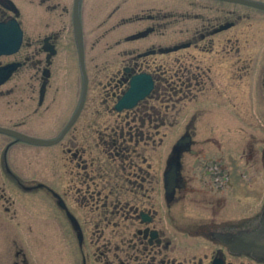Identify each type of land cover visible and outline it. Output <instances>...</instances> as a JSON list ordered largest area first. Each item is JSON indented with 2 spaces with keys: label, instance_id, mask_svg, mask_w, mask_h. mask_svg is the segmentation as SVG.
Segmentation results:
<instances>
[{
  "label": "flooded vegetation",
  "instance_id": "obj_1",
  "mask_svg": "<svg viewBox=\"0 0 264 264\" xmlns=\"http://www.w3.org/2000/svg\"><path fill=\"white\" fill-rule=\"evenodd\" d=\"M27 1L36 0H0V23L10 24L13 20L15 24L17 20L24 34L18 51L0 54V80L4 81L0 84V97L13 94L16 77L23 70H31L33 73L27 76L40 86L35 107L41 110L46 109L57 72L62 70L71 75L75 66V59L61 63L58 57L63 35L75 37L76 0H38L40 11L29 12L28 16ZM153 1L136 3L169 6L175 0ZM207 1L216 2L215 14L192 15L160 8L154 13L136 14L132 19L148 22L127 37L132 41H143L156 33L164 35L178 18L194 19L199 24L187 30L189 36L185 39L152 45L136 54L126 51L129 57L107 84L108 98L114 100L108 109L120 116L119 121L98 129L93 148L86 147L76 132L67 144L73 163L75 208L57 185L62 176H57L55 183L30 177L32 184L28 185L23 179L28 175L25 168L10 160L11 151L20 145H39L0 131L4 137L0 147V178L7 179L13 187L12 193H17L19 199H30L27 203H17L0 188V200L5 201L2 208L12 214L13 220L8 228L0 219L10 235L4 264H31L27 247L23 245L31 235L26 239L20 227L27 224L34 238H43L48 234L46 225L43 230L39 228L43 222L55 224L60 233L66 223V234L76 236L80 244L86 238L84 225H105L92 234L91 240L100 247L103 241L105 250L101 251V257L106 264H264V74L216 73L213 63L193 53L189 54V62L172 56L178 68L169 74L151 58L185 49L208 55L229 49L238 55L240 38H227L228 31H237L239 18L251 16L250 11L238 15L235 6L225 3L226 0ZM224 4L231 8L224 11ZM6 31L16 29L13 26ZM30 33L43 36L33 41L27 37ZM73 45L72 39H67L66 47L71 53ZM179 45L183 46L168 50ZM251 48L258 57L261 46L256 43ZM17 63L18 68L12 71L11 66ZM236 65L233 62L229 66ZM245 65L252 64L249 61ZM141 73L152 76V91L135 106L117 109V102L129 89L131 79ZM168 80H174L168 85L174 109L180 103L185 107L182 118L174 115L173 121L147 104L161 94L160 81ZM30 87L36 89L35 84ZM87 108L86 105L81 108L77 119L55 144L65 141L74 128L78 130L79 119ZM78 109L79 103L66 124L56 128L60 131L50 139L62 134ZM0 110L4 115L0 127L27 134L22 130L23 121L15 122L13 113L8 112L10 106L6 108L0 102ZM215 116L220 119L216 121ZM45 121L48 124L47 119L34 123ZM86 124L91 128L95 123ZM166 125L177 130L161 136L160 130ZM37 207L42 215L40 222L22 218L26 216L24 211L31 212ZM84 209L96 212L97 217L89 214L83 218ZM109 228L115 230L112 235L121 242L120 254L110 253L113 237L107 235Z\"/></svg>",
  "mask_w": 264,
  "mask_h": 264
},
{
  "label": "rangeland",
  "instance_id": "obj_2",
  "mask_svg": "<svg viewBox=\"0 0 264 264\" xmlns=\"http://www.w3.org/2000/svg\"><path fill=\"white\" fill-rule=\"evenodd\" d=\"M143 0H84L83 1V22L84 33L86 43V61L87 69L90 75V84L88 95L85 105L88 107L81 115L79 119V125L75 131V128L69 132L66 140L52 145V146H32V145H20L19 148L11 151L10 160L17 161L15 164L22 169L25 168L27 176L23 177L24 181L28 185L30 177H36L41 181H47L49 183H55L57 176L59 177L57 185L61 186V191L65 198L69 201L70 206L75 208V199L73 198L74 189L72 184V169L73 163L71 156L67 152L70 147L69 142L73 134L78 133L82 143L86 147L93 148L96 145V138L98 137V129H101L108 124L110 126L114 122L119 121V115L111 113L108 109L109 106L114 105V100L108 98L107 84L113 76L114 72L123 64V62L129 57L126 51H134L136 54L149 46L168 44L173 41L185 39L189 36L187 30H192L198 21L194 19L178 18L176 23L172 21V29L162 35L156 33L146 38L143 41L128 40L127 37L134 33L137 29L148 24L147 21L135 22L132 19L136 14H142L144 12L157 11L162 8L163 11L168 9H175L176 12H188L190 14L201 13L206 15L215 14L217 4L214 1L207 0H175L172 5H164L165 3H150L144 6L137 5L136 2L141 3ZM146 2H154L153 0H144ZM264 3V0H254ZM234 5L238 11V15H242L244 12L247 14L250 11L251 16L239 18V26L237 31H228V37H239L240 52L235 54L233 50L219 49V53L214 55L201 53L199 50L185 49L176 54L159 55L151 57L155 63L160 65L164 70L166 69L169 74L173 69H177L178 66L174 65L172 56L181 57L187 59L189 62V54L197 55L199 59L206 60L214 64L216 73H239V74H264V9L252 7L245 4L235 2H225ZM27 16L35 11H40L41 5L38 0L33 2H26ZM231 6L224 4V11H228ZM30 12V13H29ZM127 20V21H126ZM131 20V21H130ZM126 21V22H125ZM43 36L39 33H30L27 37H30L33 41ZM71 38L74 43L72 53L66 47L67 39ZM226 38V39H227ZM64 43L59 59L61 63H65L67 59H75V66L72 69L71 75L65 73L62 70L57 72L53 79L52 86L49 90L48 100L46 102V109L36 110L38 106L39 98V84L38 82L30 81L27 76L28 73H33L31 70H23L16 77L15 92L9 96L0 97V102L10 110L8 112L13 113L15 122L23 121L24 126L22 130L35 137L49 139L56 135L60 130L59 126L66 124L69 118L72 116L76 109L83 88V77L79 66L78 48L76 38L73 34L63 35ZM225 39V38H222ZM258 43L261 46L258 57L252 46ZM224 48H229L223 46ZM257 59L256 62H254ZM185 61V60H184ZM251 62V66H246L245 63ZM236 62L237 65L230 67L229 65ZM67 63V62H66ZM218 67V68H217ZM225 68V69H224ZM234 68V70L232 69ZM239 68V70H237ZM219 69V70H218ZM223 69V71H220ZM174 80L160 81L161 94L158 99L148 102L150 106H155L159 110L160 114L164 116L166 114L167 120L173 121L174 115L176 118H182L184 105L180 103L176 105L174 109L173 98L171 97L168 85H171ZM35 84L36 89L33 90L30 85ZM221 84L231 85V82H221ZM243 84V82H240ZM180 97V96H179ZM35 100V103L33 101ZM10 101V105L8 104ZM169 106V107H168ZM179 113L177 112V109ZM6 110V109H5ZM167 112V113H166ZM228 116V114H224ZM4 119V115L0 110V120ZM47 119L48 124L45 122L35 124L36 122ZM216 121L220 118L215 116ZM215 121V122H216ZM86 122H93V127L88 128ZM103 124L102 127L99 125ZM177 129L171 130L168 125L162 127L160 135L163 136L164 132H175ZM4 137L0 136V147L4 142ZM30 164V165H28ZM0 188L6 191L8 197H12L11 200L15 202L27 203L30 201L28 197H24L25 200L19 199L18 194H13V187L8 183L7 179L0 178ZM5 201L0 200V219L6 224L8 228L12 220V214L7 213L2 205ZM41 203L42 201L36 200ZM7 205V204H4ZM17 207H22L21 205ZM22 212V211H21ZM26 216L31 220H37L40 222L42 215L40 214V207L37 210L31 212H25ZM83 218H88L89 214L93 217H97L96 212H90V210L84 209L82 211ZM11 219V220H10ZM34 221V222H35ZM44 225L47 228V235L45 237L34 238V232L31 233L27 224L20 227L24 229L22 233L27 235L25 238L31 239L23 242L26 251L29 255L31 264H106L105 258L101 257V251L105 250L102 246L103 241L99 243L91 240L92 234L96 233L98 228L102 229L105 225L86 224L83 227L86 231V238L83 243L80 244L78 238L71 237L66 233V223H63L62 233L57 230L56 225L52 223H41L39 225L40 230H43ZM59 226V225H58ZM115 230L112 228L107 229V235L113 237L111 254H120L121 242L116 240L112 235ZM9 233L5 226L0 222V264H4V257L6 254L7 241L9 239ZM29 236V237H28Z\"/></svg>",
  "mask_w": 264,
  "mask_h": 264
},
{
  "label": "water",
  "instance_id": "obj_3",
  "mask_svg": "<svg viewBox=\"0 0 264 264\" xmlns=\"http://www.w3.org/2000/svg\"><path fill=\"white\" fill-rule=\"evenodd\" d=\"M80 1L81 0L75 1V36H76V41H77L78 50H79L80 64H81V68L83 71L84 85H83V94H82L81 101L79 104V109L75 113L73 119L64 129L63 133L58 138L52 139V140L32 137L24 133L11 130V129H7V128H3V127H0V131L6 132L9 134H14L15 136H17L18 138L22 140H26V141H29L35 144L50 145V144H54L60 141L61 138L65 135V133L69 130L72 123L77 119L81 111V108L83 107L85 103V99H86L87 91H88V85H89V76L86 70V63H85V39H84L82 19L80 15ZM229 1L249 4V5L264 9V3H261L258 1H253V0H229ZM11 26H13L12 23L9 25L0 24V54L15 52L19 49L22 43L23 33L20 29V26L16 22L15 23L16 32L9 33L6 31V29L12 28ZM181 46L183 45H179V46H176L168 50L178 49ZM18 66H19L18 63L16 65H12L11 66L12 71L17 69ZM2 82L3 81L0 80V84ZM153 87H154V82L150 74L141 73V74L133 76V78L131 79V85L129 89L122 96V98H120V100L117 103V109L122 110L125 107L135 106L139 102V100L145 98L152 91ZM44 91H45V87L43 86V89L41 91L42 97L44 96Z\"/></svg>",
  "mask_w": 264,
  "mask_h": 264
}]
</instances>
